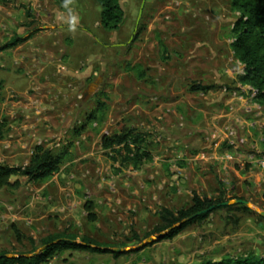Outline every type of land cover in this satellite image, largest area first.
<instances>
[{"label":"rangeland","instance_id":"1","mask_svg":"<svg viewBox=\"0 0 264 264\" xmlns=\"http://www.w3.org/2000/svg\"><path fill=\"white\" fill-rule=\"evenodd\" d=\"M121 6L122 23L106 30L95 0H0V46L23 38L0 51V164L24 167L38 147L61 155L53 175L0 188V252L38 253L59 233L129 249L156 234L161 208H186L196 193L249 211L217 209L118 257L64 249L42 264L264 258V106L238 81V13L230 0ZM198 83L210 89L190 90ZM124 128L149 160L135 166L103 147Z\"/></svg>","mask_w":264,"mask_h":264},{"label":"trees","instance_id":"2","mask_svg":"<svg viewBox=\"0 0 264 264\" xmlns=\"http://www.w3.org/2000/svg\"><path fill=\"white\" fill-rule=\"evenodd\" d=\"M58 1L67 2L68 0ZM95 1L101 8V26L106 30L117 29L124 19L121 0ZM230 6L234 12L238 13V18L232 26L233 41L230 44L233 56L242 65V72L238 74V81L242 85L252 87L255 90L254 101L264 106V0H230ZM22 39L13 38L9 43L0 46V51L8 46L17 45ZM209 89L210 86L199 83L190 87L192 91H201L203 93ZM89 119L97 120L98 116L92 113ZM131 131L124 128L118 133L104 136L102 142L105 149H112L117 145L120 146L121 150L126 152L123 157L124 161L137 166L140 162L149 160L150 156L140 147V136L132 135ZM262 144L264 146V137ZM60 158L61 155L55 156L51 150L38 147L28 164L24 167L12 168L0 164V188L18 185V180L14 183L10 182L13 175H19L20 178H24L27 181H37L49 177L58 171ZM225 201L228 200L222 197H200L194 193L191 203L186 208L179 209L176 212L165 207L161 208L158 212L159 222L154 226L152 233L157 234L166 231L181 223L180 226L168 231L163 238L171 239L191 223L203 220L209 213L217 209L237 207L244 211H249V208L244 204L218 206ZM212 206H215V208L204 212ZM90 218L94 219L93 214L90 215ZM30 240L34 246L33 240ZM40 243L42 246L41 251L36 254L32 252L29 256L20 254L17 257H6L4 256L6 255L5 252H0V264H42L55 253L64 249H68L72 253L90 249L98 253H111L113 257H118L125 253L113 251L105 244H101L88 236H83L81 242H77L76 236L73 234L59 233L48 235L42 238ZM199 264H264V258L249 254L236 257L233 260H206Z\"/></svg>","mask_w":264,"mask_h":264},{"label":"water","instance_id":"3","mask_svg":"<svg viewBox=\"0 0 264 264\" xmlns=\"http://www.w3.org/2000/svg\"><path fill=\"white\" fill-rule=\"evenodd\" d=\"M233 204L248 205V202L245 201V200H242V199H235V200L225 201V202L219 204L218 206L233 205ZM214 208H215V206H212L209 209L205 210L204 212L211 211ZM261 215L264 216V213H262ZM180 225H181V223L176 224L175 226L167 229L166 231H163V232L157 233L155 235L149 236L146 240H144L143 242H141L140 244H138L135 247H132V248H129V249H126V248H110V249L113 250V251H116V252H126V251H129V250H140V249H142L145 246L151 245V244L155 243L156 241H159V240L163 239L165 234L168 231H170L174 227H178ZM33 254H36V253H33ZM4 256H6V257H17L16 255H7V254L4 255ZM25 256H29V255H25Z\"/></svg>","mask_w":264,"mask_h":264},{"label":"built area","instance_id":"4","mask_svg":"<svg viewBox=\"0 0 264 264\" xmlns=\"http://www.w3.org/2000/svg\"><path fill=\"white\" fill-rule=\"evenodd\" d=\"M254 94H255V91H254ZM264 163V162H263Z\"/></svg>","mask_w":264,"mask_h":264}]
</instances>
